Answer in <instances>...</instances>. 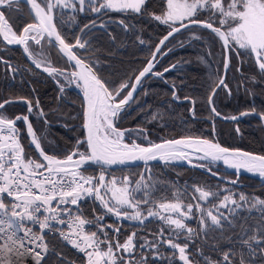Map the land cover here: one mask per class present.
Returning <instances> with one entry per match:
<instances>
[{
  "label": "snow or ice",
  "instance_id": "obj_1",
  "mask_svg": "<svg viewBox=\"0 0 264 264\" xmlns=\"http://www.w3.org/2000/svg\"><path fill=\"white\" fill-rule=\"evenodd\" d=\"M147 3L148 0H0V38L7 45L23 46L37 69L42 68L53 77L62 75L69 85L75 83L82 91L84 101L83 137L78 138L62 158L45 151L29 115L9 117L5 113L6 105L16 102L14 99L0 101V264H21L26 260L43 264L51 250L46 239L48 234H58L61 240L83 253V264H150V260L151 264L156 261L166 264H176L177 261L179 264H264V198L228 188L214 191L192 185L191 201L195 203H185L186 190L182 193L177 189L171 198L154 195L156 185L144 174H139L138 179L132 175L106 176L107 169L112 166L157 159L191 163L190 157L196 154L197 159L207 163L194 166L204 167L212 175L217 173L212 172L209 165L222 163L236 173L244 170L264 178V155L223 147L211 139L191 136L162 143L149 141L143 146L135 141L127 142L126 138L136 130L119 127L121 113L133 100L137 89L142 87L144 78L148 75L163 77L164 73L177 68V64H172L163 72L153 71L157 54L167 55L172 51L168 49L166 52L163 48L182 29L202 27L210 30L221 42L225 53V75L210 77L207 96L214 116H221L214 104L217 92L225 90L231 95L232 91L226 82L230 66L228 53L234 52L238 57L254 62L258 71L245 80L253 84L264 82V0H163L159 14L149 11ZM21 4L29 6L34 22L17 32L6 11L19 10ZM66 8L77 13H94L97 18L110 11L148 15L167 25L168 31L138 74L119 82L109 81L94 70L91 62L74 51L92 50L90 40L76 36L75 43H70L58 30L54 22L56 10ZM202 14L206 15L202 18ZM120 23L124 24V21ZM99 26L104 27L102 21ZM95 27L97 20H92L80 28V32ZM194 38L200 39L195 34ZM30 42L40 46L41 51L34 54ZM140 43L144 41L140 40ZM46 44L66 55L74 70L66 73L53 67L44 55ZM0 63L7 65L9 72L18 71L2 57ZM172 88L173 99L179 100L176 85L173 84ZM60 91H64L63 85ZM18 99L27 105L29 114L35 110L40 117L45 116L39 99ZM184 99L195 105L190 97ZM191 111L195 117L194 107ZM250 115L264 122V110L257 111L255 106L238 116L224 118L236 121ZM17 121L27 125L30 143L38 156L26 153ZM139 131L143 132V129ZM236 131L239 132V128ZM91 165L100 166L98 176L86 174V166ZM238 179L237 175L228 183L237 185ZM88 197L98 201L104 213H97L94 208L93 219L84 216L81 202ZM253 210L260 214L258 218L252 217ZM245 211L247 216L242 215ZM105 213L116 217L117 221L137 222L143 228L147 227L146 221L161 223L148 235L141 237L137 231H132L121 241L120 226L100 223ZM196 213H199L198 217ZM193 218L198 219L199 228L187 223ZM253 219L254 222L249 224ZM90 225H95L96 230L86 227ZM106 229H111V234ZM197 240H202L215 258L206 254L204 248L196 244ZM225 241L227 248L221 246ZM164 248L169 250L168 253Z\"/></svg>",
  "mask_w": 264,
  "mask_h": 264
},
{
  "label": "trees",
  "instance_id": "obj_2",
  "mask_svg": "<svg viewBox=\"0 0 264 264\" xmlns=\"http://www.w3.org/2000/svg\"><path fill=\"white\" fill-rule=\"evenodd\" d=\"M162 7L163 0H148L149 11L158 14ZM56 13L57 28L70 43L74 42L80 28L85 24H89L92 20L98 22L107 19L105 27L86 29V34L81 35L82 39L90 40L92 50L87 52L83 49L75 50L93 64L94 70L100 76L115 82L137 74L150 57L161 36L168 31L167 26L150 16L131 12L110 11L99 18L93 13L73 14L71 12L67 16L70 19L62 18L57 11ZM6 15L17 32H20L32 20L25 4H21L19 10H13L10 13L6 11ZM72 16L75 17L76 23L71 21ZM116 20H123V26L116 25L114 23ZM111 22H113L112 25ZM125 25L128 27L125 28ZM190 29L197 30L200 39L186 37L184 34ZM187 30L182 29L166 42L163 50L168 48L172 51L161 58L154 70L162 72L172 63L177 64V68L164 73V79L151 75L144 78L142 87L137 89L133 100L121 113L119 127L122 129L134 126L146 128L154 141L183 136L207 139L214 137L223 146L264 155V129L259 119L250 115L236 121H224L211 113L207 103L208 86L210 77L222 75L224 51L221 48V42L209 30L198 26H192ZM140 40L144 43H140ZM30 46L32 49L40 48L31 42ZM44 50L57 67H72L52 45H44ZM0 57L9 60L11 65L18 69L12 73L7 70V65L0 63V101L19 97L33 101L39 99L40 108L43 109L45 116L40 117L35 110L29 115L33 129L37 136L42 138V147L45 151L63 157L72 149L77 139L83 137L82 97L68 88L61 92L51 76L30 63L18 46H8L1 39ZM237 68H240V71H237ZM257 71L252 60L242 59L234 52L230 53L226 82L232 91L231 95H228L225 90L217 92L214 104L218 112L231 115L248 110L252 106H255L257 111L264 110V82L253 84L250 80H245V77H251ZM173 84L176 85L175 91L180 99L187 96L195 101L193 105L195 117L189 113L191 108L189 100L173 99ZM4 111L9 117L24 115L27 105L22 101H16L6 105ZM207 118L214 119L216 135H213L212 124ZM17 128L26 153L36 156L26 137L24 122L17 121ZM237 128L239 132L236 131ZM143 166L150 169V173L144 176L156 185L154 193L156 196L167 195L171 198L172 193L177 189L182 193L186 190L185 202L195 203L191 201V196L194 194L192 185H201L212 190L228 188L237 193L244 192L264 198V183L259 184L253 178L242 176L240 179L244 181L242 184L232 185L199 170L177 164H140L133 167L107 169V172L117 174L130 171L137 179ZM86 168L87 175H96L100 171L99 166H86ZM95 209L99 211L96 205ZM81 211L85 216L91 215L89 200L84 199L81 202ZM242 215L247 216L248 213L245 211ZM251 215L255 219L260 214L253 210ZM198 216L199 213H196V217ZM196 219L194 218L191 224L198 228ZM254 219L249 220L248 223H253ZM156 223L154 220L146 221V228L156 231L159 227ZM124 235H126L125 232L120 233L119 238H123ZM48 242L51 250L43 264H83V254L75 253L68 245L56 238H48ZM208 243L210 244L211 241ZM196 244L209 248L202 240H197ZM221 246L227 248L228 244L225 241Z\"/></svg>",
  "mask_w": 264,
  "mask_h": 264
},
{
  "label": "rangeland",
  "instance_id": "obj_3",
  "mask_svg": "<svg viewBox=\"0 0 264 264\" xmlns=\"http://www.w3.org/2000/svg\"><path fill=\"white\" fill-rule=\"evenodd\" d=\"M57 12H58V14L60 15V17H66L67 18V16H69V14H71V12H73V14L74 13H76L75 11H73L72 9H58V10H56ZM79 14V13H78ZM82 14V13H81ZM94 14V13H93ZM159 14V13H158ZM204 15H206V14H202V18H203V16ZM72 18H73V16H72ZM71 18V21L73 22V23H76V20H73ZM67 19H70V18H67ZM107 20V19H106ZM106 20H103L102 22H103V24H104V27L106 26V24H107V22H106ZM32 21V20H31ZM30 21V22H31ZM120 21L121 20H116V22H114L116 25H122L121 23H120ZM156 21V20H155ZM100 22L101 21H98L97 22V27L99 26V24H100ZM157 22H159V21H157ZM160 23V22H159ZM111 25L113 24V22H111L110 23ZM109 24V25H110ZM162 24V23H161ZM164 25V24H163ZM123 26V25H122ZM165 26H167V25H165ZM125 27V26H124ZM168 27V26H167ZM210 31V30H209ZM198 31L197 30H192V29H190V30H187L186 31V33L184 34L186 37L187 36H192V37H194V34L196 35V36H198L199 35V33H197ZM34 45V44H33ZM36 46V45H35ZM30 48L32 49V47L30 46ZM32 51H33V53L34 54H36V53H39L40 51H41V49L40 48H36V49H32ZM47 54V53H46ZM44 55H45V51H44ZM225 55V54H224ZM46 56V55H45ZM26 58H28V60H30L31 61V59L28 57V55L26 54ZM37 58H40V57H37ZM46 58H47V56H46ZM229 59H230V53H229ZM29 61V62H30ZM47 61L53 66V67H55V68H57V69H60V70H64V71H73L74 69L73 68H60V67H57L56 65H54V64H52V62L47 58ZM32 62V61H31ZM33 64V63H32ZM34 65V64H33ZM35 66V65H34ZM41 71H43L42 70V68L40 69ZM228 71V70H227ZM44 72V71H43ZM46 73V72H45ZM46 74H48V73H46ZM49 75V74H48ZM51 78L52 79H54V82H55V84L59 87V89H60V87H61V85H63V87H64V89L65 88H68V89H71V90H73V91H75V92H77L74 88H73V85L74 84H71V85H69V84H65V82L63 81V78L62 77H58V76H55V77H53V76H51ZM79 94V93H78ZM13 99H15V98H13ZM182 101V100H181ZM191 106H192V103H191ZM191 109V108H190ZM246 111V110H245ZM189 113H190V110H189ZM191 113H192V111H191ZM240 113V112H239ZM239 113H236V114H239ZM236 114H231V115H223V114H221L222 116H225V117H229V116H232V115H236ZM213 116H214V114H213ZM214 117H216V116H214ZM218 118V117H217ZM243 118V117H242ZM242 118H240V119H242ZM208 119V121L210 122V120L209 119H211V120H213V122H214V119L213 118H207ZM220 119V118H219ZM231 121H233V120H231ZM57 124L59 123V121L58 122H56ZM211 123V122H210ZM212 124V130H213V123H211ZM125 129H133V130H136V131H133L131 134H130V136H128L126 139H127V142H129V143H131L132 141H135L136 143H139V144H141V145H144V146H147L148 145V143H149V141H151V142H154V140H153V138L149 135V133L147 132V129L146 128H140L139 126H134V127H129V128H125ZM140 129H143V132H140L139 130ZM264 129V128H263ZM215 130V129H214ZM213 133V132H212ZM213 135H216V132H214V134ZM145 137H147L146 139H145ZM183 137H185V136H183ZM211 140H213V141H215L216 139L213 137ZM220 143V142H219ZM221 144V143H220ZM244 150V149H243ZM195 160L196 161H199L200 163H204V164H206L207 162L206 161H201V160H199V159H197V158H195ZM209 167H211V168H213V169H216V170H218L217 168H218V165L216 164V165H209ZM219 171V173L221 174V175H223V176H225V177H228V178H230V179H233L234 178V175L233 174H230V173H227V172H225V171H223V170H218ZM140 172H141V174H144V175H147V174H149L150 173V169L149 168H147V167H145V166H143V167H141V169H140ZM97 176L99 175V171L97 172V174H96ZM112 175H115V176H117V177H122L123 175H132L131 174V172L130 171H123V172H120V173H117V174H115V173H109V172H107L106 171V176L108 177V178H110ZM133 178L134 179H136V177H134L133 176ZM139 177H137V179H138ZM242 178V176L239 178V180H238V182H241V183H243L244 181H241L240 179ZM215 191V190H214ZM224 194V193H223ZM94 203H95V205L97 206V208L99 209V213H104V210L100 207V205H99V202L98 201H94ZM185 203H187V202H185ZM201 203H203V202H201ZM208 205H205V207H207ZM221 211H225V210H221ZM104 217H107L108 219H110V220H112V221H114V222H116V225L115 226H120V227H122L121 228V233L122 232H125V234L126 235H124L123 236V238H120V240L121 241H123V239L128 235V234H130L132 231H137L138 232V234H139V236H141V237H143V236H145V235H148V233L149 232H154V230H152V229H149V228H143V227H140L139 225H137V222H133V221H117V219H116V217H114V216H111V215H108V214H104ZM194 219V218H193ZM193 219H191V220H189V221H187V223L189 224V225H191L193 228H195L192 224H191V221L193 220ZM154 221H156L157 223V225L158 226H160V223L161 222H159V221H157V220H154ZM196 222H197V227L199 228V223H198V219H196L195 220ZM123 222H127L126 224L125 223H123ZM130 223V224H129ZM131 224H135V225H131ZM110 234H111V232H110ZM149 239H151V237L149 236ZM204 248V247H203ZM164 251H165V253H168V249L167 248H164L163 249ZM204 251H205V253L206 254H210V248H204ZM78 254H83V253H78ZM210 255H213V258H215V254H213V253H211ZM150 264H151V260H150ZM155 264H166V262H164V261H156L155 262ZM176 264H179V261H177L176 262Z\"/></svg>",
  "mask_w": 264,
  "mask_h": 264
},
{
  "label": "water",
  "instance_id": "obj_4",
  "mask_svg": "<svg viewBox=\"0 0 264 264\" xmlns=\"http://www.w3.org/2000/svg\"><path fill=\"white\" fill-rule=\"evenodd\" d=\"M26 7H27V9H28V12H29V6H27L26 5ZM31 15V14H30ZM31 18H32V15H31ZM34 21H33V18H32V21L31 22H29V23H33ZM55 22V21H54ZM24 28V27H23ZM22 31V30H21ZM167 34V32L165 33V34H163L162 36H161V38L160 39H162L163 38V36L164 35H166ZM1 40H2V38H0ZM160 39H159V41H160ZM3 41V40H2ZM159 41L157 42V44L159 43ZM3 43L4 44H6V42H4L3 41ZM72 43H75V41L74 42H72ZM156 44V45H157ZM7 45V44H6ZM156 45H155V47H156ZM8 46H18L23 52H24V50H23V46H20V45H8ZM155 47H154V50L153 51H155ZM56 49V48H55ZM57 51H58V49H56ZM74 51H76L75 49H74ZM25 53V52H24ZM58 53L64 58V59H66L67 61H68V63L71 65L72 64V62H70L69 60H68V57L66 56V55H64L63 53H60L59 51H58ZM225 54V53H224ZM228 55V57H229V53L227 54ZM225 56V55H224ZM151 58V55H150V57L148 58V60ZM4 59V58H3ZM159 59H160V57H157V61L156 62H154L155 63V65H156V63L159 61ZM4 60H6V59H4ZM147 60V61H148ZM6 61H8L9 63H11L9 60H6ZM147 61H146V63H147ZM146 63L144 64V66H146ZM143 66V67H144ZM142 67V68H143ZM169 67V66H168ZM141 68V69H142ZM167 68V67H166ZM140 69V70H141ZM153 71H154V69H153ZM163 72V71H162ZM137 74H138V72H137ZM222 75H225V70H224V68H223V71H222ZM161 79H164L163 77H160ZM134 95H135V93L133 94V97H134ZM13 99V98H12ZM15 101H21V100H19L18 98H15L14 99ZM180 100H185V99H180ZM82 101H83V93H82ZM83 103H84V101H83ZM131 103V101L129 102V104ZM128 106V105H127ZM127 106H125V108L127 107ZM193 109V104H192V106H191V109H190V114H191V110ZM25 115H30L29 113H28V111H26V113H25ZM237 116L239 115V114H236ZM253 116H255V115H253ZM225 116H219L218 118H220L221 120H224V121H231L230 119H225L224 118ZM257 119H259L257 116H255ZM29 120H30V118H29ZM210 120V122L211 123H213V120H211V119H209ZM259 121L261 122V120L259 119ZM31 122V121H30ZM261 125H262V127L264 128V122H261ZM24 127H25V133H26V137L28 138V140H29V143H30V141H31V137L29 136V134H28V132H27V125L25 124V122H24ZM34 130V129H33ZM212 132H213V134H214V132H215V130L213 131L212 130ZM185 137H189V136H185ZM185 137H175V138H167V139H164V140H168V139H182V138H185ZM195 138V137H194ZM164 140H161V141H157V142H154V143H162ZM214 142H218L217 140H215ZM219 143V142H218ZM220 144V143H219ZM30 145H31V143H30ZM221 146H223L222 144H220ZM32 146V145H31ZM223 147H226V146H223ZM32 148H33V150H34V146H32ZM228 148H230V147H228ZM231 149H239V150H241V151H245V152H250V151H247V150H243V149H240V148H231ZM34 152H35V154L38 156V153L34 150ZM253 153V152H252ZM254 154H257V153H254ZM196 155V154H195ZM257 155H260V154H257ZM62 158V157H61ZM191 158V163H189L187 160H174V161H167V162H165V161H161V160H159V159H157V160H152V161H148L147 163H145L144 161H135V162H132V163H130V164H128V165H120V166H112V167H110V168H108V169H116V168H125V167H133V166H137V165H140V164H151V163H159V164H166V163H173V164H177V165H181V166H185V167H189V168H193V169H196V170H199V171H201V172H203V173H205V174H207V175H209V176H211V177H213V178H215V179H217V180H220V181H223V182H226V183H228V181L229 180H231L230 178H228V177H225V176H223V175H221L220 173H219V171L218 170H223V171H225V172H227V173H230V174H233L234 175V178L233 179H236L237 178V175H238V177L240 178L241 176H246V177H250V178H253V179H255V180H257L258 181V183L259 184H263L264 183V178H261V177H259V175L258 174H254V173H248V172H246V171H244V170H240V172L239 173H236V170H234V169H228V168H226V166H224L222 163H218L217 165H218V170H216V169H213L212 168V172H215V173H217L216 175H212V173L211 172H209L206 168H204V167H197V166H194V165H198V164H204V163H200L199 161H196L193 157H190ZM91 166H97V165H91ZM100 167V166H99ZM239 180V179H238ZM240 184H242L241 182H238V184L237 185H240Z\"/></svg>",
  "mask_w": 264,
  "mask_h": 264
},
{
  "label": "built area",
  "instance_id": "obj_5",
  "mask_svg": "<svg viewBox=\"0 0 264 264\" xmlns=\"http://www.w3.org/2000/svg\"><path fill=\"white\" fill-rule=\"evenodd\" d=\"M65 72L67 73V72H71V71H65ZM58 77H62V78H63V81L65 82V84H68L67 81L64 79V76L59 75ZM73 84H74V85H73V88H74L77 92L81 93V90H80L79 88L76 87L75 83H73ZM85 199H88L89 201L92 200L91 197H88V198H85ZM74 211H75V209H74ZM84 216H85V215H84ZM86 217H87L88 219H93V218H94V214L92 213L90 216H86ZM100 223H103V224H112V225H114V226L116 225V224H114V223H111V222L106 221L105 219H104L103 221H101ZM59 227H63V226H59ZM86 227L90 228V229L93 230V231L96 230L95 225H90V226H86ZM121 228H122V227H121ZM34 230H37V229L34 228ZM106 231H108V232L110 233V232H111V229H106ZM49 237L57 238V239H59L60 241L66 243L67 245H70V244H68L67 242L61 240V239L59 238V235H58V234H48L47 237H46V239H48ZM70 246H71V245H70ZM71 247H72V246H71ZM72 249H73V251H74L75 253H80L77 249H75V248H73V247H72ZM26 263L32 264L31 260H26L25 263H24V262H21V264H26Z\"/></svg>",
  "mask_w": 264,
  "mask_h": 264
},
{
  "label": "bare ground",
  "instance_id": "obj_6",
  "mask_svg": "<svg viewBox=\"0 0 264 264\" xmlns=\"http://www.w3.org/2000/svg\"><path fill=\"white\" fill-rule=\"evenodd\" d=\"M36 155V154H35ZM37 156V155H36ZM191 157H193L194 159L195 158H197V156L195 155V154H193ZM167 164V163H166ZM169 164H173V163H169ZM86 200H88V199H86ZM95 203H94V199L92 198V200L90 201V206H91V214L93 213V209L95 208V205H94ZM96 210V209H95ZM96 212L97 213H99L97 210H96ZM104 219L106 220V221H108V222H111V223H114V224H116V222H114V221H112V220H110V219H108L107 217H104ZM49 238H53V237H49ZM57 239V238H56ZM48 240V239H47ZM59 240V239H58ZM60 241V240H59ZM61 243H63V244H66V243H64V242H62V241H60ZM67 245V244H66ZM71 249H72V247L70 246V245H68ZM73 250V249H72ZM24 263H25V261H23ZM26 264H29V263H26Z\"/></svg>",
  "mask_w": 264,
  "mask_h": 264
},
{
  "label": "flooded vegetation",
  "instance_id": "obj_7",
  "mask_svg": "<svg viewBox=\"0 0 264 264\" xmlns=\"http://www.w3.org/2000/svg\"><path fill=\"white\" fill-rule=\"evenodd\" d=\"M82 34H83V33H81L80 30H79V33H78L77 36H81ZM74 41H75V40H74ZM167 50H168V48H166V49L163 50V51H166V52H167ZM24 54H25V56H26V53H24ZM45 55H46L47 58L52 62V64H54L53 61L51 60V58L48 56V54L45 53ZM163 56H165V55L157 54V57H160L159 61L161 60V58H162ZM27 59H28V58H27ZM29 61H30V60H29ZM159 61H158V62H159ZM158 62H157V63H158ZM30 63H32V62L30 61ZM157 63H156V64H157ZM172 64H174V63H172ZM172 64H170V65H172ZM54 65H55V64H54ZM170 65H168V66H170ZM155 66H156V65H155ZM168 66H167V67H168ZM154 68H155V67H154ZM165 68H166V67H165ZM163 70H164V69H163ZM154 71H155V70H154ZM151 76H153V75H151Z\"/></svg>",
  "mask_w": 264,
  "mask_h": 264
}]
</instances>
